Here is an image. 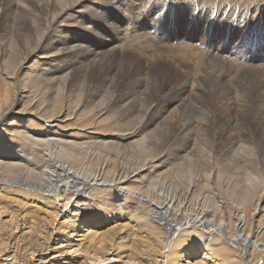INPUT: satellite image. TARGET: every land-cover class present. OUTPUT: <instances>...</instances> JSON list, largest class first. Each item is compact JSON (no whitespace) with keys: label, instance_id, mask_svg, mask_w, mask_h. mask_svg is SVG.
Instances as JSON below:
<instances>
[{"label":"rangeland","instance_id":"1","mask_svg":"<svg viewBox=\"0 0 264 264\" xmlns=\"http://www.w3.org/2000/svg\"><path fill=\"white\" fill-rule=\"evenodd\" d=\"M93 1L96 5L99 4L101 5V3H107V0H100V1L93 0ZM119 1L122 2L120 8L123 9V15L128 20V24L122 26V28L126 29L128 27L129 30H134L142 26L143 32L147 34L149 40L150 39L153 40L156 44H160L162 41H159V43L156 42L155 39L151 38L152 35L150 32L152 30L162 31V29L158 27L153 28L150 26L152 16L153 15L156 16L159 15L160 13H164V15L161 16L159 23H163L165 25L167 23L165 17L167 13V9L165 7H172V9L176 12L177 15L179 16L181 15V17L179 18H177L178 16H176V18L173 19L171 29L162 32L163 33L162 36L166 37L163 43L168 41V45L170 46L171 49L170 48L160 49L158 54L159 59L156 61H153V59L151 58L149 59L148 57L145 58L144 56H142L141 53H135V52L130 53L127 51L124 52L122 51L119 52L120 54L117 56L116 59L117 64L115 66L116 68L108 67V63H106V58L102 60L99 64L98 63L89 64L87 61L84 62L80 60L73 67H71L70 70L71 74H69V76L67 75V77L70 79L74 74L86 72L88 78L90 79L93 78L94 81L93 84L95 85L92 88L93 92H98L96 100L99 102H101L102 100H106L105 107H107L108 110L109 109L111 111L114 110V112L116 111L117 113L120 114V115L118 114V116L121 117L120 118V122L122 121L121 124L119 126L115 124L111 125L110 121H103L102 123H100V125L97 128L92 127L93 129H88L86 133L84 132L83 129L91 125L92 120L94 118L91 117L90 115H87V112L89 111V109H86L87 107L86 108L83 107L80 110L76 109L78 102L80 100L81 101L83 100L90 86V84L87 83L86 81L83 82L84 81L83 77L76 78L74 82L70 84L68 92L62 96L60 95L58 98L59 101L63 103L64 108L67 110L65 111V114L67 116H70V119H67L65 122L58 124L59 127H62V129L58 127L50 128L47 126L46 122L42 118L41 119L39 118L40 120L37 117L35 118V116L37 115L34 113H36V111L38 110L37 108H39V110L40 108L42 109V107H39V105L44 103L42 106H46L45 104H47V102L48 104H50L51 103L50 101H53L52 99L55 98L54 95H56L57 90L54 92L49 89L51 92L47 91L46 93L38 91L39 89L38 85H45V84L39 83L38 85H36L35 83H37V81L34 79V75L32 74L33 72H36L38 70L40 71V69H44L43 65L45 64L44 62L46 60L45 57L40 55L31 57L30 55L27 54L29 52L28 50L30 49L25 47H21L19 53L17 54L16 53L17 50H14L15 48L14 46H12L11 41L13 40H11L9 44H7L8 47L7 48L4 47L7 50L9 49L10 52L5 50L4 48L0 52V64H3L6 61H12V64H7L8 62H6L2 65L3 67L4 65L6 66L3 68L4 71L2 70V67H0L1 68L0 86L2 87V89L0 88L2 90V91L0 90V111L3 112L6 110H10L9 108H12V112H13L12 101L16 100L15 95H17V93L20 92L23 93L24 91L23 93L24 95H22L24 99H22L23 101L21 102V105L20 106L18 105V107L16 106L17 108H15L16 109L15 112L19 113L17 117H15L17 119L16 122L14 123L12 119L7 118V120L5 119V121L2 122L1 124V125H5L7 123L8 126H13L14 134L9 133V135L7 134L5 135V132L1 133L0 131V146L10 143L13 144L6 151L0 152V163L5 164L6 161H8V160L1 161L4 155L12 158L19 150H21L26 155V157H28L29 150H31L30 144L25 141L21 142L20 136L18 134L21 131L17 130V128L19 127L21 128L22 126H25L27 127L28 130L37 133L47 132L49 129H51L53 133H56L59 137H63L66 140H71V139L92 140L93 138L92 136H96V137L101 136L103 137V139H106V142H110L120 134H125L124 132L126 133L136 132L139 125L146 122L145 121L146 118H149L152 121V123H154V121L157 120L162 115L167 116L166 110L168 111L169 106L174 105V107H176L175 103H180V101L184 99L183 97L186 96L187 94V96L185 97L187 101L185 100V103L182 108V110L184 109V111H181V113L177 111L178 115L169 119L168 120L169 122H166L164 126L161 125L160 127H158V129L155 130V125L151 123V128H149V130L147 129L144 131L143 136H147L148 139L146 140L145 138V141L147 143L149 142L148 145L146 144V146L152 150L146 149L144 151L140 149L138 151H135L134 149H130L127 147H121L120 149H116L111 146L104 149L99 148L102 149L103 151L105 150V152L102 154V160H100V163L104 159L110 158V160L114 161L117 157H119L120 160L119 162L123 161L122 165L137 164L140 162L139 159L143 160L145 158H150V154H151L150 160L153 165L152 168L153 171H156L155 173L153 172L155 174L153 176L156 177L157 173L159 175V176L157 175L158 176L156 179L157 181L167 180L168 182L171 181L170 179H172V177L182 178L189 175L192 180H195L196 183L201 182V184L198 185L197 188L195 187L192 190L193 191L192 194L195 193L194 198H199V201H201L199 208L196 207L193 211L190 210L191 211L190 212L189 209H191V205L193 206V203L191 198H189V200H191V203L187 201L186 208L184 209V211L189 212V213L187 212L186 215L189 216L191 220L193 219L194 221L196 217L199 216L202 217V211H200V209L204 207L203 205L206 204V202L203 201L204 198L208 197L207 206L214 207L215 206L214 204L211 203L208 205V203L210 201V198L213 196V193L219 192L220 194L223 195L224 200L226 199L229 205L232 204L234 206L237 205L239 207L241 214L245 215V217L247 216V225H249L250 214L252 212L251 209H253L252 205H247L248 204L247 203L246 207L245 205L239 206V202L242 199H248L249 201L250 195L244 194L245 183L243 182L242 179H238L235 177L234 172L231 170V168H229V166L231 164H236L235 167H237V165L241 164L242 159H237V157L242 158L244 154L242 151H239L240 149L238 147H240L239 141L244 140L243 143L246 147H248L247 145H249L250 148L253 146L255 147V150L259 149L257 151L254 150V152L251 153L252 155L250 154L251 155L250 158L251 157L254 158V156H257V154L260 155L259 161L262 162V165L264 167V138L260 137L259 132L256 128L257 125H259L260 127V125L264 126V124L262 123L259 124L260 119L255 116L254 111H253L254 113L247 112L245 111L246 108L241 109L240 107L237 106V105L245 106V104L247 103H248L247 105H249V103H251L252 101L257 103L259 108L264 103V68L260 66V65H264V10H263L264 0H119ZM97 2H99V4ZM196 2L198 3L196 4ZM191 5L194 7L195 12L198 13L199 11L202 15H204V17L202 18L201 21H198L193 24H189V25H186V23L181 24L182 17L184 18L187 17V10L189 8H192ZM8 10H11L13 13L15 12L13 11L14 8H9ZM13 13H9L8 14L9 16L6 15V17H4L5 19L1 23L0 38L3 39L2 41L9 40L8 38L10 37V32H14V34H16L17 32L15 31H17V29L19 30L21 26L24 27L28 24V22L25 21L24 18L25 14L22 11H19L17 14H13ZM171 15L175 16L172 13V11H171ZM138 17H142L143 21L142 22L138 21L137 20ZM86 18L91 19L92 15H88ZM66 21L67 18L65 19L64 23H66ZM122 28L120 29L121 33L124 32ZM238 32H240L239 39L235 37V35ZM224 39L225 41H223ZM218 41H221V43H223V46L228 43V46H224L225 49L223 50V55L221 56V60L211 59L210 61H207L206 64H202L200 56L203 55L204 52H211V53L213 52L212 50L209 51V48H213V49L218 48L219 50H222L219 47V45H216L215 47L212 45V43L217 44ZM172 44L175 45L171 46ZM180 45L183 46L178 48V46ZM249 50H251V53H249L248 55L245 54L248 53ZM16 56H19V58L16 59ZM21 57L24 59H20ZM4 58L6 61L4 60ZM57 61H60L58 62V65H62L65 62V61H61V59ZM252 61L254 63H252ZM121 62L123 63L121 64ZM251 64L257 65L259 67H247L248 65ZM139 71L141 75H136V72ZM5 72L9 75V77H7ZM144 72L145 74H147V76H150L152 74L151 76L152 78L147 80L148 83L144 82L146 85L143 84V88L147 90H144V93L141 95L138 94L136 98L137 100L133 105V107L124 108L119 100L121 94L125 93L128 90L129 81L131 79L133 80V83H135V81H137L138 79H142L143 76H146ZM14 73H17L19 75V79L22 80L20 82V85L18 83L19 86L16 83L12 82ZM192 74H195L196 76L195 81L192 79ZM218 78H220L221 80H219ZM105 79H111L113 80V83L115 82L114 79H117L118 83L117 82L114 83L116 84L115 88L114 86L109 88V85L105 86V84H107ZM29 80L32 81L31 85L28 84ZM225 81H227V83ZM22 82L23 83L27 82L26 84L28 86L25 85V83L23 84ZM149 82H151L150 85ZM34 84L36 86H33ZM24 85L27 87H25ZM16 89L18 91H16ZM193 89L195 92L193 91ZM114 91L116 92L115 94H113ZM30 92L32 93L30 94ZM258 95L261 96L259 97ZM39 97L40 100L37 101ZM199 97L200 99L203 98L202 101L199 100ZM32 98H35V100ZM238 101L240 102L239 104ZM25 102L28 104L25 105L24 104ZM150 103L151 106L149 107L148 105ZM22 105L25 108L26 107L28 108L27 109L28 112L26 109H24ZM95 105L96 103L91 106H95ZM223 105L231 108L229 111V115L228 113H226V111L223 110ZM199 106L201 109L199 108ZM122 109H128V110L122 111ZM30 110H32L33 114L30 112ZM56 110H57L56 112L64 111V109H61L60 106L56 107ZM18 111H20L21 113ZM23 111H25V113H23ZM258 111L264 113V106L259 108ZM114 112L113 113L110 112L108 114H114ZM233 112L240 115V117H238V120L240 122L236 118L231 117ZM136 118L138 121L136 120ZM228 118L229 120H227ZM184 119L186 120L184 121ZM128 121H130L131 123ZM181 123L182 124L187 123L188 127H190V129L192 130L190 133L192 135L189 136L188 138L186 137L185 139L177 141L178 138L177 135L179 132L178 127H180ZM231 123H233V125L236 124L235 125L236 127H234L233 130L234 132L231 131V129L229 128ZM250 127L254 128L253 132L257 131V133L251 135L247 131L250 129ZM5 128H9V127L5 126ZM205 129H207L206 130L207 132L205 131ZM238 135H241L243 137L239 138ZM141 137H137L135 141ZM204 139L206 141H204ZM140 140H142V138ZM217 144L218 147L214 146ZM18 145L20 148L18 147ZM94 149H96V147H94ZM176 149L177 150L179 149V151H177ZM182 152H184L185 154ZM229 152L231 154H229ZM93 153L95 154L93 156H98L97 155L98 150H93ZM40 154H41L40 157L42 159L43 155L42 153ZM187 154L188 156L186 160L185 159L182 160L180 156H184V155L186 156ZM234 155H237V157ZM227 156H229L230 158ZM45 159L48 160L47 158ZM11 162L12 164H15L18 161L17 162L14 160L8 161L10 166L12 165ZM33 162H35V164L40 169V171H46L47 165L38 162V159H34ZM182 163L185 164L187 163L186 167L190 166L187 169L190 170V172H184L182 170V168L180 167V164ZM55 165H57V163L55 164L52 163V166ZM72 165L75 166L76 168L81 167L80 163H73L71 164V166ZM20 166L23 167L24 165L22 166L21 164ZM206 173L210 175L209 178H211L212 181L207 186H205L206 182L202 183ZM147 175H149V173L145 171L139 177L137 176L136 178H134L132 180L133 182L128 183L127 185L128 189H130L136 195H143L145 192L144 186L149 185L150 182V180H148V177H146ZM4 176L5 175H3L2 172L0 171V179L5 178ZM28 177L32 179L31 176ZM8 180L10 182L13 180L20 181L21 178L13 177L11 180V177H9ZM40 183L42 185H45L42 182ZM1 185L3 186L0 188V196L2 195L0 197V205H1L0 237H2L0 238L1 239L0 242H2L1 245L4 244L2 246L3 250L7 252H15V250L17 249L20 252H22L20 250L23 246V243H21L22 237L24 236L46 237V235L48 234H46L45 231H42V225L48 226L47 231L53 229V232H55V234L53 235L54 239L49 243V249L51 248V250L46 251L42 255L45 261L40 262V264L50 263V259L56 255L53 253H55V248L56 247L58 248V246H60V242H62L64 246L66 245L67 243L66 236L68 233H70L69 230L67 231L66 229L68 226L67 222L69 223L70 222L69 219L71 218L74 219L75 222L78 221V223L81 224L83 223L84 225L87 226V224H89V222L96 217L98 220L104 222V224H100L99 226L98 229L99 235L109 230L110 231L108 233L115 232L119 234L118 236L119 238L117 237V241L115 242V244H112L110 246L112 249L109 255L107 256L108 258L107 262L100 264L120 263L118 259L116 258L114 259V257L117 254H121V257L123 258L124 255L122 253H124V251L135 253L141 247L139 241H146V240H142L141 236L149 235V233L146 231L145 234L141 235L140 232L138 233L136 231V229L137 226L139 225L143 226L142 224L146 225V227L149 226V223H145L142 220H146L147 217L144 216L151 214L152 207H149L148 205H144V204H142L143 205L142 206L140 203H138V200L134 196L131 197L130 195L127 194L126 196L123 197L124 199L122 200V202H118L117 204H115L112 201V195L114 193H108L105 191V192L95 193L94 196L89 197V199L92 201L89 204L90 205L89 209L86 208L88 206L85 205L79 206L74 201L66 209H64L62 208V203L56 206L54 200L48 198L47 196L48 194L45 192L46 187L45 190H42L43 194L37 196L35 194L26 195L23 190L24 188L22 189L17 185L15 186V188L11 189L12 185H10L9 182L6 183L3 181ZM185 187H186L185 184L179 183L177 187L178 188L177 191L180 194H182L186 189ZM192 194L191 196H193ZM213 198L215 199V196H213ZM75 205H77V208L74 211L73 207H75ZM121 205H123L125 208H123L122 210L116 209V206L119 207ZM139 206H142L141 208L142 212L138 216H136L134 214L136 212L134 211L136 209L138 211ZM79 207L81 208L77 212V209ZM113 208L116 210H113ZM55 212L59 213V217L56 218V216H54ZM231 213H233V210H231ZM122 215H125L127 217ZM213 215L214 217H216L217 213L215 215L211 210H206L205 208L204 216L205 219H207L206 221L211 220L213 218ZM218 215L216 217L217 220L216 224H219L220 223L219 221L222 220ZM224 216L227 217L226 215ZM222 221L228 223L227 218H225ZM125 224H127L126 229H123V231L119 232L120 231L119 227ZM194 224H195L194 222H192V224H189L190 226L193 225L191 227L192 230L195 229ZM202 224H204V222H202ZM46 226H44L43 229H45ZM231 227H233V224L231 225ZM199 228L200 229L197 231L191 230L192 232L191 231L188 232L189 237L193 236L194 233H196V238L199 237L201 240L204 241L205 244L207 243L210 245V249H212L214 255L213 256L205 255V258L200 257L198 260L197 259L193 260L194 263L197 262L198 264L200 261H202L199 264H218L217 261L220 262L224 261L227 264L228 263L245 264V262H242L240 259H238V257L241 255V252L239 251L241 249L240 247L241 244L238 243V241L231 240V242L234 244H229L228 242L230 241L227 240V238L215 237V234L213 233L210 234L211 235L210 236L208 234L210 233L209 229H207L206 227L204 228L199 227ZM248 230H249L248 226H244L242 228L241 233L247 234ZM134 231H136V234L130 235ZM150 235L155 239H156L155 236L161 237V240L160 239L157 240L160 245L159 248L162 249L164 255L162 254V256L158 258V261L163 262V264L164 262L165 264H176V261H174V257L171 256L172 248L167 247V245L164 246L165 240L167 239L171 241L174 240L172 241L174 242L172 243L174 247L175 246L180 247L182 246L183 243L186 244L187 241L190 239L188 237V234H187V238H182V237L177 238L176 236L178 235H174L173 237L169 235L166 236L164 230H157V229L151 230ZM260 235H261L260 242H264V232ZM77 238L74 240H76L75 242L78 243L79 241ZM184 240H186V242H183ZM133 243L137 245L135 246L137 249L134 247ZM146 243L147 244L142 245L139 251L140 250L146 251L148 249L147 251L151 250L150 255L151 253L153 255H156L155 252L152 251V248H150L149 246L151 242L146 241ZM235 244L236 245L238 244V249H236ZM134 249H136V251ZM74 254L72 253V250H70L69 258L82 257L85 255V252L80 251L79 253H76L75 255ZM166 254L168 256H166ZM20 255L22 258H25L26 256L24 254H20ZM262 257L264 256H262L260 252H256V249L252 247L248 249L246 254V259L250 261L251 264H264V258ZM65 258L66 257L62 258L64 259L63 262L67 260V259L65 260ZM93 264H98V263H93Z\"/></svg>","mask_w":264,"mask_h":264},{"label":"bare ground","instance_id":"2","mask_svg":"<svg viewBox=\"0 0 264 264\" xmlns=\"http://www.w3.org/2000/svg\"><path fill=\"white\" fill-rule=\"evenodd\" d=\"M92 1L93 0H0V26H1L2 21L5 19L4 17H6V15H8L9 13H13L11 10H8L9 8H14L13 11H15V12L13 14H17L19 11H22L25 14V17H24L25 21L28 22V24L26 26H24V27L21 26V28L19 30L17 29V31H15V32H17L16 34H14V32H10V37L8 38L9 40L2 41L3 39L0 38V52L3 50L4 47L7 48L8 47L7 44H9V42L11 40H13L11 42H12V46H14L15 49L13 47L12 48L14 50H17L16 51L17 54L19 53V50L21 47H25V48L30 49V50H28L29 52L27 54L30 55L31 57H35L36 55H40V56L45 57V59H46L44 61L45 64L43 65L44 69H40V71L38 70L36 72H33L32 75H34V79L37 81V83H35L36 85H38L39 83L45 84V85H38L39 86L38 91L46 93L47 91H50V90H52L54 92L57 90V93H56V95H54L55 98L52 99L53 101L48 100L51 102L50 104H48V102H47L48 105L45 104L46 106H42L44 103L39 105V107H42V109L40 108V110H39V108H37L38 110L34 114L37 115V116H35V118L36 117L38 119L42 118L46 122L47 126L50 128L51 127L52 128L58 127L60 129H62V127H59L58 124L65 122L67 119H70V116H67L65 114V111H67V110L64 108L63 103H61L58 98L60 95L62 96L68 92L70 84H72L74 82V80L78 77H83V80H84L83 82L86 81L87 83L90 84V86H89V89L86 92V95L84 96L83 100L82 101L80 100L78 102L76 109L80 110L83 107H85V108L87 107L86 109H89V111L87 112V115H90L91 117L94 118L92 120L91 125L87 126V124H86L87 127L83 129L84 132L86 133V131L88 129H93L92 127L97 128L100 125V123H102L103 121H110L111 125L115 124V125L119 126L122 122V121L120 122L121 117L118 116L119 113H117L116 111H115L116 112L115 113L114 110L113 111H111L110 109L108 110V108L105 107L106 100H102L101 102L96 100L98 92H93L92 88L95 86L93 84L94 83L93 78L90 79V78H88V75L86 72L85 73L81 72V73L74 74L69 79L67 77V75L69 76V74H71V71H70L71 67H73L80 60H82L84 62L87 61L89 64H91V63H98L99 64L105 58H106V63H108V67H115L117 64V61H116L117 56L120 54L119 52H122V51L123 52L127 51L130 53H134V52L135 53H141L142 56H144L145 58L148 57L149 59L151 58V59H153V61H156L159 59L158 54H159L160 49L170 48V46L168 45V41L163 43V41L166 39V37L162 36V34H163L162 32L172 28V22H173V19L176 18V16H178L177 18L181 17V15L179 16L176 14V12L172 9V7H165L167 9V13L165 16L167 23L165 25L163 23H159V20H160L161 16L164 15V13H160L159 15H156V16L153 15L152 16L150 26L153 28L158 27V28L162 29V31L152 30L150 32L152 35V37H151L152 39H155L156 42H158V43H159V41H162L160 44H156L153 40H151V39L149 40L147 34H145V32H143L142 26H140L134 30H129L128 27L126 29L122 28V26L128 24L127 18H125L123 15V9L120 8L122 5V2H120L119 0H107V3H101V5H100L99 2H97L99 5H96L94 3V1L93 2ZM197 3L198 2H196V4ZM191 7L192 8H189L187 10V17L186 18L182 17L181 24H185V23H186V25L193 24V23H196L198 21H201L202 18L204 17V15H202L199 11H198V13L195 12L194 7L192 5H191ZM171 11L175 16L171 15ZM88 15H92V18L87 19L86 17ZM109 17H110V20H109ZM66 18H67V21H66V23H64ZM108 20H109V23H108ZM137 20L142 22L143 18L138 17ZM107 26H108V28H107ZM121 28H122V30H124L123 33H121V31H120ZM235 37L237 39H239L240 38V32H238L235 35ZM223 41H225V39ZM13 44H15V45H13ZM174 45L175 44H172L171 46H174ZM212 45L214 47L216 45H219V47L222 50H219L218 48H215V49L209 48V51L212 50L213 52L212 53L211 52H204L203 55L200 56L202 64H206V62L210 61L211 59L221 60V56L223 55V50L225 49L224 46H228V43L223 46V43H221V41H218L217 44L212 43ZM182 46L180 45V46H178V48L182 47ZM6 48H4V49L7 50ZM190 49H192V48H190ZM7 51H9V49ZM249 53H251V50H249L248 53H245V54L248 55ZM18 58H19V56H16V59H18ZM20 59H24V58L21 57ZM59 59H61V61H65V62L62 65H58V62H60V61H57V60H59ZM4 60H5V58H4ZM6 62H8L7 64H12V61H6ZM6 62H4V63H6ZM123 62H121V64ZM252 63H254V62L252 61ZM3 64H0V67H2V70L4 67H6L5 65L3 67L2 66ZM93 65H96V64H93ZM260 66L262 68H264V65H260ZM247 67H259V66L251 64V65H248ZM5 74L7 75V77H9V75L6 72H5ZM144 74H145V72H144ZM136 75H141L140 71L136 72ZM145 75L146 76H143L142 79H138L137 81H135V83H133L132 79L129 81L128 90L125 93H122L121 97L119 98V100L122 103L124 108L133 107V105L135 104V102L137 100L136 98H137L138 94L141 95L144 93V90H147V89L143 88V84L146 85L145 83H148L147 80L152 78L151 77L152 74L150 76H147V74H145ZM195 78H196L195 74H192V79L194 81L196 80ZM218 79L221 80L220 78H218ZM105 80L107 82V84H105V86L109 85V88L112 86H114V88H115L116 84H114V83L115 82L118 83L117 79H114L115 80L114 83H113V80H111V79H105ZM21 81L22 80L19 79V75L17 73H14L12 82L16 83L17 85L19 83V85H20ZM140 82H142V83H140ZM225 82L227 83V81H225ZM26 83H25V85H27ZM150 83L151 82H149V85H150ZM28 84L31 85L32 81L29 80ZM35 84L33 86H36ZM151 85H153V84H151ZM193 85H194V83H193ZM27 86H25V87H27ZM187 86H188V84H187ZM215 86H216V84H215ZM0 88L2 89L1 86H0ZM33 89H35V88H33ZM16 91H18V90L16 89ZM121 91H123V90H121ZM193 91H194V89H193ZM35 92H36V90H35ZM23 93H24V91H23ZM23 93L20 92V93H17V95H15L16 100L12 101L13 112H12V108H9L10 110H6V111L2 110L3 112L0 111V131H1V133L5 132V135L6 134L9 135V133H13L14 127L8 126L7 123L5 125H1V124H2V122L5 121V119L7 120V118L12 119L14 121V123L16 122L17 119L15 117H17V115L19 113L15 112V110H16L15 108H17L18 105L19 106L21 105V102L23 101L22 99H24L22 96V95H24ZM31 93L32 92H30V94ZM115 93L116 92L114 91L113 94H115ZM186 96H187V94H186ZM186 96L183 97L184 99L182 101H180V103H175L176 107H174V105L169 106L168 111L166 110L167 116L162 115L157 120L154 119L155 120L154 123H152V121L149 118H146V120H145L146 122L139 125L136 132H128V133L124 132L125 134H120L119 136H117L116 138H114L110 142H106V139H103V137H101V136H99V137L92 136L93 137L92 140H89V139H87V140H80V139L66 140L63 137H59L56 133H53L51 129H49L47 132H38L37 133V132L28 130L27 127H25V126H22L21 128L19 127V128H17V130L21 131L18 133L20 136L21 142L25 141V142L29 143L31 150H29L28 157H26V155L21 150H19L18 152L16 151L17 153L12 158L7 157L5 155L2 157L1 161H6V160L13 161L14 160V161H16V162L18 161V162L15 164H12V162H11V164H12L11 166L9 165L8 161H6L5 164L0 163V171L2 172L3 175H5L4 177L7 179V180L5 178L0 179V188L3 186V185H1V183L3 181L6 183L9 182L10 185H12V187L10 186L11 189L15 188V186L17 185L18 187H21L22 189L24 188L23 190H24L26 195L27 194H35V195L39 196L40 194H43L42 190H45V187H46L45 192L48 194L47 195L48 198L51 200H54V203L56 204V206H58V204L62 203V208H64V209H66L73 201L75 203H77L79 206L80 205L81 206H84V205L88 206L86 208L89 209V206H90L89 204L92 202L89 199V197L94 196L95 193H100V192H105V191L108 193H114L112 195V201L115 204H117L118 202H122V200L124 199L123 197L128 194L131 197H133V196L136 197V199L138 200V203H140L141 205L144 204V205H148L149 207H152L151 214L144 216V217H147V219L142 220L145 223H149V226L146 227V225H144V224H142L143 226L139 225V226H137L136 231L138 233L140 232L141 235L145 234V231L149 233V235H146V236L142 235L141 239L151 242L150 245L149 244L148 245L150 246V248H152V251H154L156 255H153L152 253L150 255L151 250L147 251L148 249L146 251L145 250L139 251V249H141L142 245L147 244L146 241H139L141 244V247L136 251L137 248L135 246H137V245L134 244L137 241L136 240L133 244H134V247L136 248L134 250L137 253L136 252L131 253V252L124 251V253L125 252L126 253L125 254L122 253L124 255L123 258L121 257V254H117L114 257V259L116 258L120 261V263H118V264H163V262L158 261V258L161 257L162 254L164 255V253L162 252V249L159 248L160 245H159V242L157 240V239L161 240V237L155 236L156 239L151 237L150 231L155 230V229L164 230L166 236L169 235V236L173 237L174 235H178V236H176L177 238H179V237L187 238V234L189 237L188 232H190L192 230L191 227L193 225H191V226L189 225V224H192V222L195 223L194 224L195 229L192 231L199 230L200 229L199 227H203V228L206 227L207 229L210 230V233H208L209 235L213 233V234H215V237L227 238V240L230 241V242H228L229 244H234L231 242V240L238 241V243L241 244L240 245L241 249L239 250L241 252V255L238 257V259H240L242 262H245V264H251V262L246 259V254H247V251L250 247L256 249V252H260V254L262 256H264V242H260L261 241L260 240V236H261L260 234H262L264 232V206H263L264 205V167L262 165V162L259 161L260 155H258V154H257V156L253 155L254 158L253 157L250 158V156L252 155L251 153L254 152V150H255V147L252 146L250 148L249 145H247L248 147H246L243 143L244 140L243 141L238 140L240 142V145H239L240 147H238L240 149L239 151H242L244 155H243V157L241 156L242 158L237 157V155H234V156H236L237 159H242L241 160L242 162L240 165H237V167H235L236 164H231L229 166V168H231V170L234 172L235 177L238 179H242L243 182L245 183L244 194L250 195L249 201H248V199H242L239 202V206L245 205V207H246L247 205H252L253 209H251L252 212L250 214L249 225H247V216L245 217V215L241 214L239 207L237 205L236 206H234L232 204L229 205L227 203L226 199L224 200L223 195L220 194L219 192L213 193V196H215V199L212 196L210 198L209 203H208V205L212 203L215 206L214 207L207 206V201H208L207 198L208 197L204 198L203 201L206 202V204L203 205L204 207H202V208L200 207L201 208L200 211H202V217L199 216V217H196L194 221H193V219L191 220V218L186 215L188 211H184V209L186 208L187 201L191 203V200H192L193 206L191 205V209H189V211L190 210L193 211L196 207L199 208L201 201H199V198H194L195 193L192 194V192H193L192 190L195 187L197 188L198 185L201 184V182L196 183L195 180H192L189 175L186 177H182V178L172 177V179H170L171 181H168L169 183L167 182V180L166 181H157L156 179L159 175L157 173L156 177L153 176V175H155L154 173L156 171H153V168H152L153 165H152L151 160H150L151 154H150V158H145L143 160L139 159L140 162L137 164L122 165L123 161L119 162L120 161L119 157H117L114 161L110 160V158L104 159L100 163V160H102V154L105 152V150L103 151L102 149L108 148L110 146L114 147L116 149H120L121 147H127L130 149H134L135 151H138L140 149H142L144 151L146 149L152 150L146 146V144L148 145L149 142L147 143L145 141V138H146V140H148V139H147V136H143L144 131L147 129L149 130V128H151V123L153 125H155V130H156L161 125L164 126V124H166V122H169L168 121L169 119L178 115L177 111L179 113H181V111H184V109L182 110V108H183V105L185 103V100H186L185 97ZM217 96H218V94H217ZM32 99L35 100V98H32ZM202 99L203 98L200 99V97H199V100L202 101ZM255 99H256V97H255ZM39 100H40V97L37 101H39ZM149 100H150V98H149ZM205 101H206V99H205ZM246 102H247V100H246ZM95 103H96L95 106H91ZM197 103H198V101H197ZM205 103H202V104H205ZM228 103H230V102H228ZM239 103L240 102L238 101V104ZM24 104L27 105L28 103L25 102ZM39 104H40V102H39ZM147 104H148V101H147ZM147 104H146V106H147ZM247 104H245V106H243V105L242 106L237 105V106L240 107L241 109L246 108L245 111H247V112H252V113L255 112V116L260 119L259 124L260 123L264 124V113H262L261 111L260 112L258 111L259 108L264 106V103L259 108H258V104L255 102L251 101V103H249V105H247ZM37 106H38V104H37ZM58 106H60L61 109H64V111L63 112H60V111L56 112L57 111L56 107H58ZM148 106L150 107L151 103ZM199 108H200V106H199ZM24 109L27 110L28 108L24 107ZM230 109L231 108L223 105V110L226 111V113H228V115H229ZM34 110H35V107H34ZM123 110H128V109H122V111ZM130 110H132V109H130ZM18 112H20V111H18ZM27 112H28V110H27ZM30 112L33 114L32 110H30ZM110 112L111 113L114 112V114H108ZM23 113H25V111H23ZM196 113H197V111H196ZM211 114H213V113H211ZM196 116H197V114H196ZM187 117H186V119H187ZM231 117H234L238 120V117H240V115L233 112ZM186 119H184V121ZM136 120H137V118H136ZM227 120H229V118ZM192 121H194V120H192ZM126 122H127V120H126ZM128 122H130V121H128ZM205 122H207V121H205ZM89 123H91V122H89ZM39 125H41V124H39ZM137 125H138V123H137ZM212 125H214V124H212ZM235 125L236 124L233 125V123L230 124L229 128L231 129V131H233L234 127H236ZM5 126H7L9 128H5ZM194 126H196V125H194ZM37 127H39V126H37ZM42 127H43V125H42ZM81 127H84V126H81ZM256 128L259 132L260 137L264 138V126L260 125V127H259V125H257ZM45 129H46V127H45ZM160 129H162V128H160ZM168 129H170V128H168ZM178 130H179L178 135H177L178 138L176 137L177 141L185 139L186 137L188 138L189 136L192 135V134H190L192 130L190 129V127H188L187 123H185V124L181 123L180 127H178ZM206 130L207 129H205V131ZM253 130H254V128L250 127V129L247 131L251 135L257 133V131L253 132ZM130 131H132V130H130ZM153 131H154V129H153ZM146 134H148V133H146ZM150 134H152V133H150ZM141 136L144 137V140H143V137H141ZM137 137H141L142 140H140L141 138H139L138 140L135 141V139ZM238 137L242 138L243 136L238 135ZM204 141H206V140L204 139ZM204 141H203V143H204ZM181 143H182V141H181ZM189 143H191V142H189ZM12 145L13 144H11V143L6 144V145H1L0 146V152L6 151ZM214 146L218 147V144L214 145ZM18 147H19V145H18ZM94 147H96V149H94ZM99 148H102V149H99ZM235 148H237V147H235ZM93 150H98V154H97L98 156H93V155H95L93 153ZM231 150H234V149H231ZM257 150H259V149H256L255 151H257ZM177 151H179V149ZM261 151H263V150H261ZM39 152L42 153V155H43L42 159L40 157L41 154ZM143 153H145V152H143ZM182 153H184V152H182ZM177 154H178V152H177ZM229 154H231V153L229 152ZM169 156H170V153H169ZM187 156H188V154L186 156L184 155V156H180V157L182 158V160L183 159L186 160ZM210 156H211V154H210ZM180 157H178V158H180ZM227 157H229V156H227ZM231 157H233V156H231ZM45 158H47L48 160H46ZM34 159H38V162L44 163L45 165H47L46 171H40V169L37 167L35 162H33ZM217 159H218V157H217ZM178 160H180V159H178ZM52 163H54V164L57 163V165L52 166ZM73 163H80L81 167L76 168L73 165L71 166V164H73ZM21 164H22V166L23 165L24 166L21 167L20 166ZM186 165H187V163L186 164L182 163V164H180V167L182 168V170L184 172H190V170H187L188 167H190V166L186 167ZM220 166H221V164H220ZM220 166H218V167H220ZM38 169H39V171H38ZM145 171H147L149 173V175H147L146 177H148V180H150L149 185L144 186L145 192L144 191L143 192H144L145 196H144V194L143 195H136L130 189H128L127 185L129 182H133L132 180L134 178H136L137 176L139 177ZM216 171H217V169H216ZM206 174H205V177L202 181V183L206 182L205 186L209 185L212 182L211 178H209L210 175L209 174L206 175ZM28 176H31L32 179L29 178ZM9 177H11V180L13 177L14 178H21V180L20 181L13 180L10 182L8 180ZM40 182H42L45 185H42ZM179 183H183L186 185V187H185L186 189L184 190V192L182 194H180L177 191L178 190L177 187H178ZM16 193H18V192H16ZM191 194L193 196H191ZM189 198H191V200H189ZM142 206L138 207V211H137V209L135 211L133 210L134 212H136V213H134L136 216H138L142 212V209H141ZM0 207H1V205H0ZM76 208H77V205H75V207H73V210L75 211ZM80 208L81 207H79L77 209V212L80 210ZM123 208H125L123 205H121L119 207L116 206V209H118V210H122ZM205 208H206V210H211L215 215H216V213H217V215L219 214L218 216L222 220L227 218L228 223H225L224 221L220 220L219 221L220 223L218 222L219 224H216L217 215H216V217H214V215H213V218L211 220L206 221L207 219H205V216H204L205 215ZM116 209L113 208V210H116ZM231 210H233V213H231ZM183 211H184V213H183ZM224 215H226L227 217H225ZM54 216H56V218L59 217V213L55 212ZM122 216H125V215H122ZM125 217H127V216H125ZM258 217H259V219H258ZM69 221H70L69 223L67 222L68 226L66 228L67 231L69 230V232H70L68 234L66 233L67 234V236H66L67 243L64 246V244L62 242H60V246H58V248L56 247L55 253H53L56 255L53 256L51 259L49 258L50 259L49 264H93V263L100 264V263L107 262V260H108L107 256L109 255V253L112 249L110 246L112 244H115L119 234H117L115 232L108 233L110 231L109 230V231H106V232L101 233L99 235V233H98L99 232L98 231L99 226H100V224H104V222L98 220L96 217L94 219H92L89 222V224H87V226L84 225L83 223L82 224L78 223V221L75 222L74 219H72V218L69 219ZM202 222H204V224H202ZM232 224H233V227H231ZM0 225H1V222H0ZM44 226H46V225H42V231H45V233L48 234V235H46V237L24 236L21 238L22 239L21 243H23V246L20 250L22 252H20L17 249L15 250V252H7V251L2 249V246L4 244L1 245L2 242H0V264H37V263L40 264V262H42V261L44 262L45 259L42 257V255L46 251L51 250V248L49 249V243L54 239L53 235L55 234V232H53V229H51L50 231H47L48 226H46L45 229H43ZM244 226H248V228H249L247 234L241 233L242 228ZM126 227H127V224L119 227V230H120L119 232L123 231V229H126ZM146 229H148V230H146ZM136 231H134L130 235L136 234ZM61 233H62V231H61ZM179 233H180V235H179ZM40 234H41V232H40ZM77 237H79V238H77ZM0 238H2V237H0ZM63 238H65V237H63ZM76 238L79 241L78 243L75 242L76 240H74ZM189 238H190L189 240L187 239L188 240L187 243L186 244L183 243L182 246H180V247H176V246L174 247V245L172 244V243H174V242H172L174 240L171 241V240L167 239L164 241V243H165L164 246L167 245V247L172 248L171 256L174 257V261H176V264H197V262L194 263L193 260H195V259L198 260L200 257L205 258V255L206 256H213L214 255L212 249H210V245L207 243L205 244L204 241L201 240L199 237L196 238V233H194V235L190 236ZM62 240H64V239H62ZM183 242H186V240H184ZM235 246H236V249H238V244L237 245L235 244ZM70 250H72L73 254L79 253L80 251H82V252L84 251L85 255L82 257L69 258L71 255V253L69 255ZM20 254L26 255L25 258H22ZM166 256H168V255L166 254ZM63 257H66L65 260L67 259L66 261H68V262H66V261L63 262L64 261V259H62ZM262 258H264V257H262ZM201 262L202 261H200L199 263H201ZM227 262H229V261H227ZM217 263L218 264H227L224 261H222V262L217 261ZM164 264H165V262H164Z\"/></svg>","mask_w":264,"mask_h":264}]
</instances>
